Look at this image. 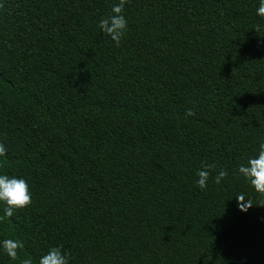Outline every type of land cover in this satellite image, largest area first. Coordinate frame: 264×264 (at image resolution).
<instances>
[{"label":"trees","instance_id":"trees-1","mask_svg":"<svg viewBox=\"0 0 264 264\" xmlns=\"http://www.w3.org/2000/svg\"><path fill=\"white\" fill-rule=\"evenodd\" d=\"M117 2L0 0V173L32 195L0 220L24 245L0 264L50 247L70 264H264V196L236 171L264 141L258 0H127L119 47L98 26Z\"/></svg>","mask_w":264,"mask_h":264},{"label":"clouds","instance_id":"clouds-1","mask_svg":"<svg viewBox=\"0 0 264 264\" xmlns=\"http://www.w3.org/2000/svg\"><path fill=\"white\" fill-rule=\"evenodd\" d=\"M127 0H118L110 9V14L101 18L98 21V26L101 33L106 34L116 47L120 46L121 38L124 35L128 21L124 15V8ZM256 16L264 18V0H258L256 7ZM264 25L257 24V30H260ZM186 116L194 115L191 109L185 113ZM6 149L0 145V157L5 155ZM214 165L205 164L196 172V186L200 190H204L209 180V170ZM237 173L245 181H247L252 189L264 196V141L258 144L255 156L249 157L243 164L238 165ZM227 173L220 170L214 177V182L219 184ZM32 195L27 181L20 177L9 176L0 173V220L11 218L14 213L23 210L30 205ZM237 202V210L241 213L247 212L252 205L246 199L243 193L235 196ZM24 247L23 242L19 239L3 238L0 239V253L10 260H16L18 250ZM20 264H33L31 258H24ZM36 264H70V257L67 252L62 251L60 247H50L48 251L39 257Z\"/></svg>","mask_w":264,"mask_h":264}]
</instances>
